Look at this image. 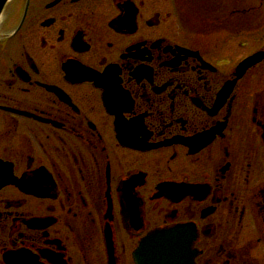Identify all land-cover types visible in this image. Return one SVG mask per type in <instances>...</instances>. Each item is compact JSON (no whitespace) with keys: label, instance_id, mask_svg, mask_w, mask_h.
I'll return each mask as SVG.
<instances>
[{"label":"flooded vegetation","instance_id":"af4514ba","mask_svg":"<svg viewBox=\"0 0 264 264\" xmlns=\"http://www.w3.org/2000/svg\"><path fill=\"white\" fill-rule=\"evenodd\" d=\"M260 50L264 0H7L0 264H134L173 227L264 264V58L223 92Z\"/></svg>","mask_w":264,"mask_h":264},{"label":"water","instance_id":"95a60500","mask_svg":"<svg viewBox=\"0 0 264 264\" xmlns=\"http://www.w3.org/2000/svg\"><path fill=\"white\" fill-rule=\"evenodd\" d=\"M7 0H0V12ZM264 58V51H259L242 60L234 73L235 79L226 84L223 92L230 91L237 79L245 71ZM228 88V89H227ZM188 235L186 228H172L156 231L142 240L135 254L136 264H185L187 263L188 244L184 240Z\"/></svg>","mask_w":264,"mask_h":264},{"label":"rangeland","instance_id":"374dc122","mask_svg":"<svg viewBox=\"0 0 264 264\" xmlns=\"http://www.w3.org/2000/svg\"><path fill=\"white\" fill-rule=\"evenodd\" d=\"M250 38H251V37H246L247 41H249V42H248L247 46L245 47V49H251V48H252L253 46H255V45H258V46H259V45H262L261 42H257V41H256V43L251 42V41H250Z\"/></svg>","mask_w":264,"mask_h":264}]
</instances>
